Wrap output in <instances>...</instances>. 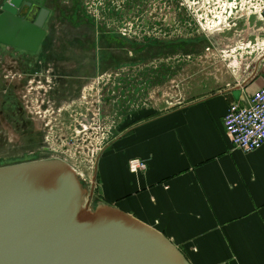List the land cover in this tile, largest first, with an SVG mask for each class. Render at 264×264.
<instances>
[{"label": "rangeland", "instance_id": "1", "mask_svg": "<svg viewBox=\"0 0 264 264\" xmlns=\"http://www.w3.org/2000/svg\"><path fill=\"white\" fill-rule=\"evenodd\" d=\"M32 1L50 10L45 21L52 27L51 43L64 44L65 52L79 55L76 59L89 66L94 56L104 55V73L84 75L91 79L76 99L80 113L90 108L97 114L87 101H98L105 93L104 129L95 116L94 131L100 134L91 135L93 130L85 123L70 131L69 138H57L55 126L49 135L60 151L54 156L74 166L88 183L101 151L132 125L226 86L264 80V28L255 30L264 27L261 21L251 16L247 23L240 12L241 18H229V24L237 23L233 28L209 31L226 21L224 8L241 10L264 0ZM94 198L98 199L96 190Z\"/></svg>", "mask_w": 264, "mask_h": 264}, {"label": "crops", "instance_id": "2", "mask_svg": "<svg viewBox=\"0 0 264 264\" xmlns=\"http://www.w3.org/2000/svg\"><path fill=\"white\" fill-rule=\"evenodd\" d=\"M263 83L226 86L132 125L97 158V198L163 232L191 264H264V143L244 152L224 126L230 103H247ZM131 158L146 171L132 173Z\"/></svg>", "mask_w": 264, "mask_h": 264}, {"label": "water", "instance_id": "3", "mask_svg": "<svg viewBox=\"0 0 264 264\" xmlns=\"http://www.w3.org/2000/svg\"><path fill=\"white\" fill-rule=\"evenodd\" d=\"M49 12L32 0H0V42L40 41L44 31L26 29ZM95 181L87 186L61 158L0 166V264H191L163 232L95 199Z\"/></svg>", "mask_w": 264, "mask_h": 264}, {"label": "flooded vegetation", "instance_id": "4", "mask_svg": "<svg viewBox=\"0 0 264 264\" xmlns=\"http://www.w3.org/2000/svg\"><path fill=\"white\" fill-rule=\"evenodd\" d=\"M34 28L44 31L40 41L32 42V37L18 39L21 45L0 42V166L38 158H58L54 155L60 151L53 147L49 137L54 126L57 138L70 131L73 133L77 126L85 123L93 130L91 135L100 134L93 127L96 117L100 128L105 127L104 92L98 101L92 98L87 101L98 109L97 114L90 108V112L80 113L78 108L82 107L76 103L84 84L91 79L84 75L100 77L104 73V55L94 56L89 66L76 59L79 55L65 52L64 44L59 48L55 40L51 43L48 35L52 27L47 21L42 22L41 27H27L26 30L34 35ZM20 31L18 29L15 36ZM54 49L63 53H53ZM83 65L87 66L86 70H81ZM102 85L106 87L105 82ZM75 115L80 116L76 119Z\"/></svg>", "mask_w": 264, "mask_h": 264}, {"label": "built area", "instance_id": "5", "mask_svg": "<svg viewBox=\"0 0 264 264\" xmlns=\"http://www.w3.org/2000/svg\"><path fill=\"white\" fill-rule=\"evenodd\" d=\"M226 2H228V0H226ZM234 9H236L235 12ZM223 10L227 12V19L223 23L217 25V30L223 28L229 30L236 26V22L229 24L228 21L232 16L236 17V19L241 18L240 12L241 14H246L247 23H249L251 16H255L256 20L261 21L264 25V1L250 3L249 6L241 10L232 7H226ZM262 28L264 27L255 30L256 32H259ZM224 126L228 140L235 147L244 152H251L264 143V83L259 90L249 97L247 103L244 104L240 101H232L230 103L228 111L224 117ZM128 166L130 171L135 174L144 173L147 169L146 161L139 158L130 159ZM215 264L232 263L218 262Z\"/></svg>", "mask_w": 264, "mask_h": 264}, {"label": "bare ground", "instance_id": "6", "mask_svg": "<svg viewBox=\"0 0 264 264\" xmlns=\"http://www.w3.org/2000/svg\"><path fill=\"white\" fill-rule=\"evenodd\" d=\"M216 27H217V26H216ZM216 27H214V28H212V29H210V30H211V31H212V30H216ZM11 164H12V163H11ZM73 167H74V166H73ZM74 169H76V168L74 167ZM76 170H77V169H76ZM93 178H94V177H92V183H93Z\"/></svg>", "mask_w": 264, "mask_h": 264}]
</instances>
